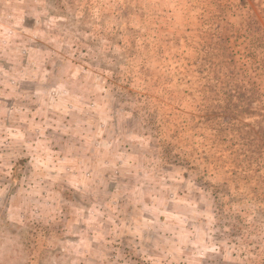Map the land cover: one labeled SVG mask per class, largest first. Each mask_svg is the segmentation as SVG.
Instances as JSON below:
<instances>
[{
    "label": "rangeland",
    "instance_id": "obj_1",
    "mask_svg": "<svg viewBox=\"0 0 264 264\" xmlns=\"http://www.w3.org/2000/svg\"><path fill=\"white\" fill-rule=\"evenodd\" d=\"M0 264H264V0H0Z\"/></svg>",
    "mask_w": 264,
    "mask_h": 264
}]
</instances>
